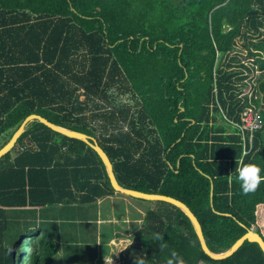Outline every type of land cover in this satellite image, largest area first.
I'll list each match as a JSON object with an SVG mask.
<instances>
[{
  "label": "trees",
  "instance_id": "16d2710c",
  "mask_svg": "<svg viewBox=\"0 0 264 264\" xmlns=\"http://www.w3.org/2000/svg\"><path fill=\"white\" fill-rule=\"evenodd\" d=\"M258 106L263 126L243 147L236 124ZM31 113L93 137L121 187L182 201L209 251L250 228L264 240V182L244 193L236 179L241 163L264 167V0H0V148ZM114 192L93 148L38 120L0 157V210ZM139 199L153 207L118 264H166L172 252L182 264H264L248 240L211 257L180 207ZM4 227L0 264L56 253L51 237L11 243Z\"/></svg>",
  "mask_w": 264,
  "mask_h": 264
},
{
  "label": "crops",
  "instance_id": "0c3cea01",
  "mask_svg": "<svg viewBox=\"0 0 264 264\" xmlns=\"http://www.w3.org/2000/svg\"><path fill=\"white\" fill-rule=\"evenodd\" d=\"M237 131L240 134L238 128ZM37 188L43 190L40 186ZM145 203L146 202L141 201L137 196H130L115 191L112 194L99 197L95 201L88 203H81L72 200L45 205L26 204L19 207H2L3 209L0 210V219L3 218L5 221V236L6 238H11V243H14L18 237L25 236V234L32 233L35 238H40L43 235H46L53 240L57 253V246L63 242L68 231V227L65 225L68 221L65 219L67 217L62 214L69 213V211L74 208L85 211L91 207L90 205H93L92 208L95 207L96 210L95 217H93L94 221L91 216H87V219L84 218L79 222L90 224L89 221H93L92 224H95L96 234L97 228H99L102 221L101 219L104 218L103 221L107 223L109 219L114 218L119 222L111 225L110 229L112 227L114 231V228H118V241L120 238H123V240L128 243L127 241L129 237L124 238L121 236H126L128 234L130 238H132L141 222L145 208L149 207L148 205H145ZM110 229L107 228L106 232L103 233V236L105 235V237H108L114 235V233H111ZM97 244L98 243L96 242V245ZM55 254L49 259L47 264L54 258ZM97 258L98 249L96 247L92 259L93 262Z\"/></svg>",
  "mask_w": 264,
  "mask_h": 264
},
{
  "label": "rangeland",
  "instance_id": "374dc122",
  "mask_svg": "<svg viewBox=\"0 0 264 264\" xmlns=\"http://www.w3.org/2000/svg\"><path fill=\"white\" fill-rule=\"evenodd\" d=\"M241 42L242 40L238 41V46L235 48L234 52L236 51L244 56L245 50L242 51L240 46ZM143 202H146L145 205L153 207V203L151 201L143 200ZM90 206L91 207L85 211L74 208L71 209L69 213L62 214L67 217L63 218L68 220L67 223H65L68 227V231L63 242L57 246L58 251L54 258L48 264H81L84 262H91L95 254L96 247L98 249V258L94 260V264H111V261L112 264H118L121 250H123V248L131 242L132 238H130L128 234L126 236H121L120 232L121 237H129L130 239L128 238V243H126L123 238H120L118 241L119 229L114 228V231L112 227L110 229L111 225L119 222L114 218L109 219L107 223L103 221L104 218L101 219L102 221L95 234V224H92V222L94 221L93 217H95L96 210L95 207L92 208L93 205ZM87 216H91L93 218V221H89L90 224H83L79 222L84 218L87 219ZM107 228L110 229L111 233H114V235H110L108 237H105V235L103 236V233L106 232ZM96 242L98 243L97 245ZM21 250L24 254L28 253V248L25 243L21 242Z\"/></svg>",
  "mask_w": 264,
  "mask_h": 264
},
{
  "label": "water",
  "instance_id": "95a60500",
  "mask_svg": "<svg viewBox=\"0 0 264 264\" xmlns=\"http://www.w3.org/2000/svg\"><path fill=\"white\" fill-rule=\"evenodd\" d=\"M33 120H38L39 122L43 123L44 125H46L50 129H52L53 131L61 133L67 137L81 139L88 146L93 148L97 152V154L100 156V158L102 159V161L105 165V168H106V172H107L110 184L115 191L124 193L126 195H130V196H137L140 198H145V199L152 200V201H155V200L167 201V202H170V203L180 207L186 213V215L189 217V219L191 220V222L195 228V231L197 233L201 248L204 250V252H206L211 257L216 258V259H221V258H225V257L231 255L244 240L256 242L260 246V248L264 254V240L259 235V233L256 232L253 228L248 229L226 251L221 252V253H213V252L209 251V249L206 246L204 237H203L201 226H200L197 218L192 213V211L187 207V205H185L182 201L175 199L171 196L162 195V194H155V193H145V192H141V191H138L135 189H129V188L121 187L117 183V180L115 178V174L113 172V167H112L111 161L109 160L107 154L101 149L98 142L93 137H91L85 133H82V132L73 131L71 129L58 126V125L52 123L51 121H49L48 119H46L45 117H43L39 114L31 113L23 119V121L20 123L18 128L14 131V133L12 134L10 139L0 148V157H2L4 154L9 152L13 148L18 137L25 130L26 126L30 122H32ZM20 255H21V258H22V256H24V252L22 250H21Z\"/></svg>",
  "mask_w": 264,
  "mask_h": 264
},
{
  "label": "clouds",
  "instance_id": "9594fccd",
  "mask_svg": "<svg viewBox=\"0 0 264 264\" xmlns=\"http://www.w3.org/2000/svg\"><path fill=\"white\" fill-rule=\"evenodd\" d=\"M236 179L244 193L253 192L261 182H264V167L255 162L241 163L236 169ZM156 239L159 240L160 237H156ZM134 264H145V260L137 255ZM166 264H182V261L177 253L172 252Z\"/></svg>",
  "mask_w": 264,
  "mask_h": 264
},
{
  "label": "built area",
  "instance_id": "2783aa9c",
  "mask_svg": "<svg viewBox=\"0 0 264 264\" xmlns=\"http://www.w3.org/2000/svg\"><path fill=\"white\" fill-rule=\"evenodd\" d=\"M251 97V96H249ZM253 98H257L256 95L252 96ZM261 105V103H260ZM261 108L255 107V108H247L245 109L241 114V121L240 123L236 124V127L238 128L242 141L245 142L246 136L248 135V138L250 140L252 133L263 126V119L261 114Z\"/></svg>",
  "mask_w": 264,
  "mask_h": 264
}]
</instances>
